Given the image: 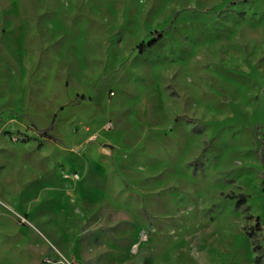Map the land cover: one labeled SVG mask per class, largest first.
<instances>
[{"label":"rangeland","instance_id":"374dc122","mask_svg":"<svg viewBox=\"0 0 264 264\" xmlns=\"http://www.w3.org/2000/svg\"><path fill=\"white\" fill-rule=\"evenodd\" d=\"M263 140L264 0H0V264H257Z\"/></svg>","mask_w":264,"mask_h":264},{"label":"trees","instance_id":"16d2710c","mask_svg":"<svg viewBox=\"0 0 264 264\" xmlns=\"http://www.w3.org/2000/svg\"><path fill=\"white\" fill-rule=\"evenodd\" d=\"M54 122H52L51 126L49 128H45L43 130H39V133L41 134V136L52 140V141H56L57 139L51 134V130L53 128ZM262 146L264 147V140L262 141ZM238 199L236 207L237 208H241L244 205H246L247 200H246V196L244 195H240L236 197ZM250 218H252V216H250ZM256 225L250 227V232H248V237L251 238L253 240V251L256 254L255 257V262L257 264H264V246L259 243L257 240V230H262V226H261V219L259 217L256 218Z\"/></svg>","mask_w":264,"mask_h":264}]
</instances>
